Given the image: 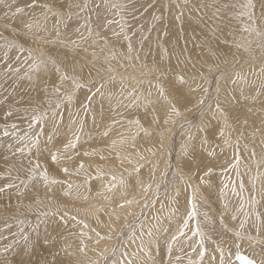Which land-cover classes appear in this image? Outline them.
I'll use <instances>...</instances> for the list:
<instances>
[{
  "label": "rangeland",
  "instance_id": "1",
  "mask_svg": "<svg viewBox=\"0 0 264 264\" xmlns=\"http://www.w3.org/2000/svg\"><path fill=\"white\" fill-rule=\"evenodd\" d=\"M78 2L83 3V0H35V7H33L34 0H4L0 4V32L8 39H12L13 33L5 28V25L19 29L23 23L43 11L41 5L48 4L54 11L59 10L64 16L66 26L61 25L62 37L77 38L75 29L83 23L86 16L93 30L99 31L101 36H107L109 40V45L104 51H101L103 40L95 46L89 40L73 53L56 45L38 43L35 37L18 38V42L23 44L25 49L33 50L34 56H39L40 50L46 54H56L58 59L64 61L68 74L75 75L87 85L75 93L71 104L64 100L59 109H54L58 114L57 122L62 120V123L60 133L55 136L53 144L62 147L60 141L67 142V137L70 135L68 131L70 120L75 119V114L80 112L85 128L78 146L79 155L73 161L65 160L62 163L63 166L72 169L83 162L89 173V183L84 184L83 175L66 176L59 171V165L51 164L50 158L47 161L44 159V156L48 155L46 152L39 157L40 163L45 167L50 166V173L61 181L50 190L46 189L42 182L36 188H26L20 185L19 180H15L18 188H7L5 186L10 180L0 179V187H5V191L0 192V248L13 245V248L0 259L6 257L10 264H20V261L23 264H45V261L51 262L53 259L55 264H92L93 261L111 264L113 259H118L125 261L126 264V259H134L133 253H138L139 256L141 255V260H148V264H152V261H155V264H170L169 241L173 234L177 233L178 226H182V219L187 218L186 212L191 210L188 200L193 195L192 189L185 190L179 176H175L180 165L181 144L185 141L186 134L190 132L194 137L191 141L193 160L201 167L204 162H211L214 166V180L211 188L199 184L198 180L194 181L198 185L194 201L197 214L193 220L189 221L191 231L186 229V235L179 237V240L173 244L171 264H188L191 258L199 259L200 237L192 236V231L196 230L197 225L204 234L206 255L203 264H220L221 253L217 250L218 248L223 249L224 264H238L235 260L237 253L249 256L257 264H264V244L250 243L246 239L237 241L232 231L224 230V225H227L229 229L239 230L238 225L244 219L243 214H238L235 220H232L231 216L241 200V195L246 201L253 196L259 199L260 204L257 205V210L264 213V198L259 196L261 188H264V153L260 154L264 149L262 137L264 136V0H251L253 8L246 7L248 0H111L112 3L125 5L120 14L132 38L134 52L131 59L128 58L127 41L112 35L111 29L119 31V26L112 25L106 32L102 27L105 19L113 18L115 10L106 8L105 0H89L88 10L76 16L75 13L79 10L74 5ZM17 7L23 8L24 12L13 16L12 12ZM245 12H250L251 16L241 15ZM69 14H72L71 19H68ZM178 15H180L179 21L176 19ZM154 17H159V20ZM116 18L119 19V17ZM56 19L50 16L49 28L56 23ZM245 27L249 31H243ZM39 35L44 34L39 33ZM54 37L55 31L50 38ZM237 44L240 47H236ZM85 48L87 51H84ZM110 49H115V59H110ZM165 49L167 54L164 52ZM0 51L3 50L0 49ZM93 51L96 52L95 58L91 54ZM137 54L139 59L136 58ZM27 55V51L18 53L13 49L9 53L7 63L13 66L19 65L23 74L27 70V65L22 62ZM16 56H19V61L15 59ZM73 65H76L75 73L72 72ZM6 67V62L0 59V174L6 176L11 168L13 178L19 176L20 179L26 180L27 172L24 169L28 167L29 159H37V153L35 149L31 153L26 151L23 155L16 152L15 149L23 147L24 144L18 143L11 133L15 131L19 135H24L29 131L28 114L25 113V108L29 109V114L33 107L44 112L49 108L46 101L57 99L51 91L56 77L45 76L43 80H40L35 78L34 74L32 81L18 79L12 74L3 77L2 69ZM109 68L111 71L108 70ZM177 74L183 75L187 84L177 85L175 83ZM237 74L240 78H237ZM100 83H106L103 89L104 95H97L91 101L90 110L85 116L81 103L87 102L85 96L95 92ZM157 85L163 86L165 96L160 95ZM44 88L48 89L47 93L43 91ZM71 90L72 84L69 81L64 91ZM130 91H134L137 96L142 95L144 101H150V103L146 107L144 103L133 108L126 107L128 100L125 97ZM109 96L112 97L111 101L108 99ZM202 98L205 102L201 106L199 101ZM118 100L120 106L114 112L112 107L117 105ZM217 103L227 114V122L231 127L226 129V135L228 132L231 133L233 147H223L220 137L217 136L213 141L211 136L212 131L222 127V118L216 112ZM172 105L179 109L180 116L175 118L174 123L165 124L164 119ZM9 109L13 111L12 116H7ZM213 113L217 118H214ZM48 115L50 118L44 125L45 135L40 138L41 149L52 147L46 143L47 136L53 129L52 112L49 111ZM93 116H95V122H93ZM133 116L140 119L143 126L150 130L151 135L145 137L141 132L136 137L134 147L118 145L116 151L121 152L122 155L131 154L133 157L136 151L145 154L149 162L141 168L139 177L134 172L130 176L129 171L133 165L116 160V151L110 148L111 140L117 138L119 132L131 135L128 132L127 123L123 126L116 125L109 137L100 135L105 126L111 122V118L126 121ZM154 116L159 117L158 123L153 122ZM13 123H17L16 129L11 128ZM6 127L10 132L8 137L3 136V130ZM39 127L31 131L35 132ZM201 127L204 128V132L199 131ZM205 133H208L210 142L208 146L214 145L213 148L217 153L215 158H208V160H204L207 153L200 147L201 138ZM256 138L258 143L255 141ZM255 142L257 144H254ZM237 143L239 148L234 153ZM222 147L223 150H221ZM148 148L153 149L154 156L146 152ZM86 150L89 152L95 150L97 154L86 157L83 155ZM234 155H239L240 158L239 176L235 170L229 168V165L234 163ZM101 156L104 159H101ZM254 157L255 159L258 157L256 161ZM248 160L251 162L250 165L249 162L247 163ZM97 166L104 168L105 173L122 175L129 185H135L136 178L145 184L151 183L153 190L159 185V198L157 199L150 191L147 198L152 203L145 208L143 207L144 193L138 189L139 186L137 185L135 189L130 188L132 191L135 190L133 192L128 189L127 198L135 196L141 201L139 206H133L132 214L129 215L127 210L117 208V201L121 200L120 192L123 191L119 186L115 193L105 191L103 195H97L98 192L103 191L104 185L111 178L105 175L103 179H96ZM193 171L196 172L195 169ZM199 174L197 172V175ZM246 175L251 177L247 179ZM255 178L257 181L254 180ZM69 182L82 186L73 187L65 195ZM222 182L229 184V189L224 190L223 194H221ZM241 182L244 185L242 194L239 188ZM232 183L236 184L238 194H233L231 191ZM175 184L180 189L179 196L174 195L177 188ZM18 189L25 195H19ZM85 196L87 200L84 199ZM106 196L111 203L109 199H105ZM37 198L44 201V205L38 209L35 206ZM49 202L53 209L59 207L62 211L55 217H49L47 224L40 223L44 218L39 216V212L48 211ZM225 203L229 205L227 212L224 210ZM29 204L33 205L32 211L27 208ZM161 205H164V211H161ZM114 208H116L115 215ZM63 211H67L69 216L63 217ZM245 211H251L247 203ZM174 212L176 214L173 216ZM120 214L123 216L121 217ZM116 215L119 216L118 220ZM72 216L76 219H71ZM156 216L160 217L159 223L154 219ZM137 217H140L139 221L145 223V233L148 224L155 226L154 231L159 229L146 249L150 253V258L145 257L135 246L139 244V239L135 243H129L132 230H135L138 238L140 235ZM21 219L25 221L23 225L19 223ZM221 219L224 221L223 225ZM253 219V217L249 218L244 230L245 235L256 236ZM37 224L40 225V240L34 248L30 247L26 251L22 236L28 235L30 240L36 241L37 234L33 229ZM84 224L88 227L85 228ZM21 228L23 233L16 235ZM81 232L86 235L81 237ZM97 232L100 234L99 237L96 235ZM261 235L264 238V230ZM82 238L86 245L83 252L79 250ZM45 239L50 243L46 244ZM147 239L145 235V240ZM114 247L117 249L115 256L111 254ZM194 248L196 251H193ZM105 249L108 250L107 253ZM102 253L107 256L106 261L101 259ZM177 257L180 259L178 260Z\"/></svg>",
  "mask_w": 264,
  "mask_h": 264
},
{
  "label": "snow or ice",
  "instance_id": "2",
  "mask_svg": "<svg viewBox=\"0 0 264 264\" xmlns=\"http://www.w3.org/2000/svg\"><path fill=\"white\" fill-rule=\"evenodd\" d=\"M4 0H0V4H2ZM79 11L75 13L76 16H79L80 13L86 12L89 8V0H83V3H76L74 5ZM11 8V6H8ZM33 7H35V0L33 3ZM99 7V5H97ZM105 7L110 9V10H115V13L113 15L112 19H105L103 21V29L108 31L112 25H118L119 26V31L115 30L114 28L111 29L113 37L120 38L122 37L125 41H127V53H128V58H132V53L134 52L133 46H132V38L127 32V25L126 22L124 21V18L121 16V11L125 7L123 4H116L112 3L111 0H105ZM226 7V5H225ZM248 8H253L254 5L251 3V0H248V4L246 5ZM41 8L43 9L42 12H40L38 15L33 16L29 21L23 23V26L19 29L16 28H11L9 25H5V28H8L12 33V39H8L3 36V33L0 32V49L3 51H0V59H3L7 67L2 69V76L7 77L9 74L15 75L18 79H27L29 81H32L34 79V74L35 78L43 80L45 76H55L56 80L52 84V95L56 96L57 99L55 101L52 100H47L46 102L49 105V108L45 110L44 112H41L39 108L33 107L31 109V112L29 114V109L25 108L24 111L27 115L28 119V132L24 135H19L15 131L11 133V135L16 139L18 143H23V147H18L15 149L16 152L20 153L23 155L26 151L28 153H31L33 149H35L37 153V159L28 160V167L24 169V171L27 172V178L25 179H20L19 176H16L15 178L12 177V171L13 169H9L7 172V175L5 177L4 174H0V179L2 178H8L10 182L5 186L7 188H14L17 187V184L15 183V180H19L20 185H24L26 188H36L37 185H39L41 182L43 186L46 189H51L55 185L60 184L61 181L56 178V176L52 175L49 171V167L43 166L40 161L39 157L43 156L44 153L46 152L48 155L44 156V159L47 161L49 158L51 160V164L54 165H59V171L63 172L66 176H71V175H83L84 176V184L89 183V173L87 172L85 165L83 162H80L78 166H75L74 168L70 169L67 166H63V161H73L74 158L79 155L78 151V146L80 145V140L84 132L85 128V123L81 119V113L78 112L75 114V119L70 120V125H69V133L70 135L67 137V142H64L63 140L60 141L61 146H57L53 144L54 138L57 134L60 133V124L62 123V120L57 122V112L54 109H59L61 107V104L64 100H66L69 104L73 102L74 95L77 91H79L82 88L87 87L86 84L82 83L75 75H69L68 71L66 70V65L62 59H58L56 54H46L43 50H40L39 56H34L33 50L31 48L25 49L24 45L18 42V38L23 36L25 39L35 37L36 41L38 43H46V44H51V45H56L61 48H65L69 50L70 52L75 53L77 49L83 47V45L87 44L89 40L92 41V45L95 46L98 44L101 40H103V46L101 47V51H104L106 47L109 45V40L107 36H101V33L99 31H94L91 23L89 22L88 17H84L83 23H81L76 29L75 33L78 34L77 38L73 39L71 37L64 38L62 37L61 34V25H65V20L63 14L59 10H53V8L48 5V4H43L41 5ZM24 12V9L21 7L15 8V11L12 12L13 16H16L18 14H21ZM182 15V13L180 14ZM180 15L176 17L177 21L180 20ZM241 15H249L251 16L250 12H245L241 13ZM51 17H56V23L51 26V28L48 27V22ZM116 17H119L117 19ZM72 18V14H69L68 19ZM154 19L159 20V17H154ZM243 31H249L247 27L242 29ZM255 29H253L254 31ZM55 31V37L50 38L52 32ZM39 33H43L44 35H39ZM165 35H167V32H165ZM147 37H145L146 39ZM236 47H240L239 44L235 45ZM15 49L18 53H24L27 51L28 55L25 57L24 61L22 64L27 65V70L21 74V67L19 65L13 66L12 64H8L7 62L9 61V53ZM84 51H87V48L84 49ZM165 54H167V50H164ZM92 56L95 58L96 57V52L93 51ZM121 55H124L121 53ZM116 58V51L115 49H110V59H115ZM137 59H139V56L137 54ZM15 59L19 61V56H16ZM111 71V68L108 69ZM76 71V65L72 66V72L75 73ZM237 78H240L239 75L237 74ZM114 79V77H113ZM71 81L72 84V90L70 92L64 91L66 88L67 83ZM235 82V81H233ZM175 83L177 85H183L186 83L183 75L177 74L176 75V81ZM157 90L160 93V95L163 97L165 96V90L163 86L157 85ZM104 84L100 83L98 87H96L95 92H92L91 95H86L85 96V102L81 103V107L84 110L83 115H87L89 110H90V104L91 101L97 96H103L104 92ZM43 91L46 93L48 92L47 88H44ZM121 92L123 93V88L121 89ZM128 100V104L126 107H136L137 105L144 103L145 107L147 106L150 101H144L143 96H137L134 91H130L126 94L125 97ZM108 99L111 101L112 97L109 96ZM205 102V99L202 98L199 101V104L202 106ZM120 106V101H117V105L112 107V110L115 112L116 108ZM49 111L52 112L51 119L53 121V129L50 134L47 136V141L46 143L49 145H52V147H45L41 149V137L45 135L44 132V125L45 121H47L50 117L48 115ZM216 112L219 113V117L221 119L222 127L219 129L212 131L211 136L213 138V141L215 138L218 136L222 139V144L223 147H233V142L231 140V133L228 132L226 135V129L230 128L231 125L227 122V114L224 112L223 108L220 106L219 103L216 105ZM13 111L9 109L7 112V116H12ZM180 116V111L179 109L175 106L172 105L170 107V110L168 112V115L164 119V123H174L175 118H178ZM214 118H217L214 116ZM111 122L108 123L105 126L104 131L100 134L102 137H109L110 133L114 130L116 125L123 126L125 123L128 125V132L131 133L129 135L126 132H119L118 137L115 139H112L110 142V148L112 151H116L117 146L124 147L125 145L134 147L135 146V140L136 137L140 135L141 132H143V135L145 137L150 136L151 132L148 128H145L143 124L141 123L139 118H135L134 116L132 118H128L126 121L125 120H119L116 119L115 117L110 119ZM93 122H95V116H93ZM154 123L159 122V117L153 118ZM37 126H40L37 131L33 132L31 131L34 128H37ZM17 125L13 123L11 125L12 129H16ZM132 129H135V131H132ZM199 131L204 132V128L201 127ZM10 135V132L8 128L6 127L3 130V136L8 137ZM194 139L193 135L189 132L186 134V139L184 142L181 144L180 148V153H179V160H180V165L177 168V172L175 173V176H179L180 178V183L184 185L185 190L188 188L192 189L193 195L191 199L188 200V203L191 205V210L186 212V219H183L182 221V226H178L177 228V233L173 234L171 240L169 241L168 244V255H169V260L171 264V254L173 251V244L179 240V237L185 236L186 235V229L191 231L189 229V221L193 220L196 216V204H195V199H196V192H197V187L194 183V181L198 180L199 184L201 185H206L208 188H211L213 186V180H214V166L212 165L211 162L204 163L203 166L201 167L199 163L194 162L193 157H192V145L191 141ZM209 138H208V133H205L202 138H201V147L202 151L207 153V156H205V159L208 160V158H215L217 153L215 151V148L209 147ZM223 147L221 150H223ZM239 145L238 143L234 147V153L238 150ZM9 149L11 150V145H9ZM146 152L149 153L151 156L155 155V152L153 151L152 148L146 149ZM97 152L95 150L89 152V151H84L83 155L84 156H94L96 155ZM254 155V153H253ZM101 159H104L103 156H101ZM116 159L120 160L122 163L127 162L129 165H133V168L131 171H129V175L131 176L132 173H136L137 177H139L140 170L145 166L146 163L149 162L145 154L136 151L135 152V157H133L131 154H121V152L116 151ZM234 163H231L229 165V168L232 170L236 171L237 176H239V165H240V158L239 155H234L233 156ZM186 166V171H184ZM155 168V166H154ZM153 168V172H154ZM193 169L196 170V172L193 171ZM197 172L200 173L197 175ZM105 175H109L111 178L107 182L106 185H104L103 191L98 192L97 195H103L104 192L108 193H115L117 191V187L119 186L120 189H123V191L120 192L121 200L117 201V208L119 209H127L129 215L132 214L131 209L133 206H139L141 204V201L138 200L135 196L132 198H127V190L132 188L135 189L136 186L138 185L140 188V191L144 193V205L143 207H148L149 204L152 203L151 200H148L147 194L151 191L152 194L158 199L159 198V185L156 186V188L153 190L152 184L147 183L144 184L139 178L136 180L135 185H129L127 181L124 179V177L117 176L115 173H105L102 168L97 166V171L95 174L96 179H103ZM223 188L221 190V194H223L224 190L229 189V184L224 183ZM82 185H73V183L69 182L68 183V190L65 191V195L68 194V191L73 189V187L79 188ZM5 187H0V192L5 191ZM240 188V193L242 194L244 191V185L241 182L239 185ZM253 188H255V184H253ZM231 191L233 194H238L236 192V184L232 183L231 184ZM18 194L19 195H25V193H20L18 189ZM176 196L180 195V189L179 187L176 188L175 192ZM259 196L261 198H264V188H261L259 192ZM85 200H87V197H84ZM105 199H109V197H105ZM170 199H172L170 197ZM109 202L111 203V200L109 199ZM173 203L175 201L173 200ZM249 204L251 211H245V204ZM260 204V200L257 199L255 196L250 197L247 201L244 200L243 196L241 195V200L239 204L235 207L234 212L232 213L231 219L235 220L237 218L238 214H243L244 219L240 221L238 228L239 230L235 229H229L227 225H224V230L225 231H232L233 235L236 237L237 241L241 240H248L250 243H259V244H264V238H262L261 232L264 230V213H261L257 210V205ZM44 205V201L37 198L35 200V206L38 209L39 207ZM49 209L48 211H43L39 212V216L43 217L44 219L40 221V223L47 224L48 218L49 217H55L61 213V209L59 207H56L53 209L51 207V202H49ZM154 206V205H153ZM27 208L29 211L33 210V205L29 204L27 205ZM102 210V209H101ZM143 210V209H141ZM224 210L227 212L229 210V205L225 203L224 205ZM161 211H164V205H161ZM178 211V209H177ZM94 214V213H93ZM113 214H116V208L113 209ZM176 213H172L174 216ZM63 217H68L69 213L67 211H63L62 213ZM250 217H253V227L256 230V236H252L250 234L245 235L244 230L246 228V225L248 223V220ZM171 218V217H170ZM71 219L75 220L76 217L72 216ZM117 219H119V216L117 215ZM154 219L159 223L160 217L156 216ZM19 223L23 225L25 223L24 220H20ZM137 223L140 228V235L139 238L136 235L135 230H132L129 235V242L135 243L137 239H139V244L138 248L139 251L144 254L145 257L150 258V253L146 250L148 245L152 243V240L155 237V231L154 225L148 224L147 225V231L145 233L144 229L146 227L144 222L139 221V217H137ZM221 224H224L223 219H221ZM39 227L40 225L37 224V226L33 229V231L36 232V241L30 240L28 235H23L22 240L24 243L25 250H29V248H34L36 244L39 242ZM84 227L87 228L88 225L84 224ZM159 229H156L158 231ZM95 231V230H93ZM23 233V228L20 229V232H18L16 235H21ZM86 234L84 232L80 233L81 237H84ZM96 235L99 237L100 234L97 232ZM145 235L148 237L147 240H145ZM192 236L193 237H200V242H199V252H198V260H188V264H203L204 257L206 255V249L204 247V234L200 231L199 225H197V228L195 231H192ZM88 239H91V237H88ZM102 239V237H101ZM44 242L50 243L47 239L44 240ZM18 243V242H17ZM80 245L81 247L79 250L81 252L84 251L86 245L84 239H80ZM239 246V245H237ZM13 248V245H7L4 248H0V257H4L5 253L9 252ZM65 251L67 250L66 248L64 249ZM221 253V260L220 264H224L223 261V249H217ZM107 249H105V253H107ZM193 251H196L194 248ZM117 252V249H112V255L115 256ZM134 259H126V264H148V260H141L140 256L138 253H133ZM101 259L106 261L107 256L105 254H101ZM179 260L180 258L177 257ZM242 264H254V261L248 259V258H243L240 257ZM0 264H10V262L7 260V258H2L0 259ZM20 264H23L22 261H20ZM45 264H55V259L53 261H45ZM92 264H100L99 261H93ZM111 264H125V261L118 260V259H113ZM152 264H155V261H152Z\"/></svg>",
  "mask_w": 264,
  "mask_h": 264
},
{
  "label": "bare ground",
  "instance_id": "3",
  "mask_svg": "<svg viewBox=\"0 0 264 264\" xmlns=\"http://www.w3.org/2000/svg\"><path fill=\"white\" fill-rule=\"evenodd\" d=\"M261 48H262V47H261ZM263 50H264V49H263ZM172 53H173V50H172ZM162 57H164V56L162 55ZM166 58H167V57H166ZM260 67H261V66H260ZM185 72H186V70H185ZM260 72H261V71H260ZM185 74H186V73H185ZM0 75H1V74H0ZM180 75H181V74H180ZM226 75H227V74H225V76H226ZM225 76H224V77H225ZM226 77H227V76H226ZM231 80H232V79H231ZM169 82H170V81H169ZM256 82H257V81H256ZM104 84H106V83H104ZM185 84H187V83H185ZM167 85H168V84H167ZM174 85H175V84H174ZM186 86H187V85H186ZM175 87H176V86H175ZM175 87H174V88H175ZM184 87H185V86H184ZM188 87H189V86H188ZM176 89H177V88H176ZM253 89H254V88H253ZM17 90H18V89H17ZM187 90H188V89H187ZM219 90H220V89H219ZM8 91H9V90H8ZM245 91H246V90H245ZM177 92H178V91H177ZM180 92H181V91H180ZM236 92H237V91H236ZM251 93H252V92H251ZM176 94H177V93H176ZM13 100H14V99H13ZM33 103H34V102H33ZM186 104H187V103H186ZM194 106H195V105H194ZM238 107H239V106H238ZM230 110H231V109H230ZM233 110L236 112L235 109H233ZM234 111H233V112H234ZM207 113H208V112H207ZM242 113H243V111H242ZM208 114H209V113H208ZM235 114H236V113H235ZM205 115H207V114H205ZM213 115H214V113H213ZM242 115H243V114H242ZM247 115H248V114H247ZM210 116H212V114H211ZM214 116H215V115H214ZM49 117H50V116H49ZM247 117H248V116H246V118H247ZM202 119H203V118H202ZM214 120H215V119H214ZM217 122H218V121H217ZM16 124H17V123H16ZM213 125H215V124H213ZM23 126H24V125H23ZM195 130H196V129H195ZM207 130H208V129H207ZM210 130H211V129H210ZM27 131H28V130H27ZM197 131H198V130H197ZM194 133H195V132H194ZM192 135H193V134H192ZM195 135H196V134H195ZM262 137L264 138V136H262ZM258 138H259V137H258ZM197 139H198V137H197ZM261 139H262V138H261ZM261 139H260V140H261ZM254 140H255V139H254ZM255 141H257V138H256ZM263 141H264V140H263ZM14 142H15V141H14ZM252 142H254V141H252ZM196 143H197V142H196ZM216 143H217V142H216ZM257 143H258V141H257ZM257 143L255 142L254 144H257ZM199 144H200V143H199ZM18 145H19V144H18ZM21 145H22V144H21ZM196 145H197V144H196ZM263 145H264V144H263ZM198 146H199V145H198ZM200 147H201V146H200ZM212 147H214V145H213ZM250 148H251V147H250ZM175 150H176V149H175ZM261 150H262V149H261ZM263 150H264V149H263ZM263 150L261 151L260 154H262V152L264 153ZM192 152H193V150H192ZM192 154H193V153H192ZM252 154H253V153H252ZM202 155H204V154H202ZM259 156H260V155H259ZM261 156H263V155H261ZM257 158H258V157H257ZM257 158H256V159H257ZM114 159H115V158H114ZM254 159H255V157H254ZM256 159H255L254 161H256ZM263 159H264V158H263ZM116 160H117V159H116ZM116 160H115V161H116ZM204 160H205V158H204ZM259 160H260V159H259ZM111 161H112V160H111ZM242 162H243V161H242ZM248 162H249V165H250L251 162H250L249 160L247 161V163H248ZM260 162H261V161H260ZM115 163H116V162H115ZM117 163H118V162H117ZM204 163H205V162H204ZM204 163H203V164H204ZM256 163H257V162H256ZM263 163H264V162H263ZM12 164H13V163H12ZM108 164H109V163H108ZM108 164H107V165H108ZM110 164H111V163H110ZM110 164H109V165H110ZM257 164H258V163H257ZM257 164H256V165H257ZM121 165H123V164H121ZM214 165H215V164H214ZM218 165H219V164H218ZM221 165H222V164H221ZM221 165H220V166H221ZM245 165H246V164H245ZM245 165H244V166H245ZM111 166H113V165L111 164ZM118 166H120V165H118ZM118 166H114V167H115V168H116V167L119 168ZM215 166H216V165H215ZM252 166H253V163H252ZM106 167H107V166H106ZM114 167H113V168H114ZM217 167H219V166H217ZM2 168H3V167H2ZM223 168H224V167H223ZM21 169H22V168H21ZM103 169H104V168H103ZM122 169H124V168H122ZM7 170H8V169H7ZM105 170H106V169H105ZM107 170H108V167H107ZM109 170H110V168H109ZM193 170H194V169H193ZM222 170H223V169H222ZM247 170H248V169H247ZM249 170H250V169H249ZM110 171H111V170H110ZM120 171H121V170H120ZM122 171H123V170H122ZM5 172H6V171H5ZM235 172H236V171H235ZM249 172H250V171H249ZM247 173H248V172H247ZM252 173H253V172H251V174H252ZM12 174H13V173H12ZM245 174H246V173H245ZM249 175H250V174H249ZM253 175H254V174H253ZM5 177H6V176H5ZM244 177H245V175H244ZM246 177H247V175H246ZM249 177H251V176H248L247 179H248ZM136 179H137V178H136ZM257 179H258V177H257ZM6 180H7V179H6ZM129 180H130V179H129ZM254 180H256V178H255ZM256 181H257V180H256ZM168 182H169V181H168ZM236 182H237V181H236ZM105 183H106V182H105ZM127 183H128V182H127ZM176 183H177V182H176ZM144 184H145V183H144ZM175 185H176V187H177V184H175ZM171 187H172V186H171ZM173 187H174V186H173ZM173 187H172V188H173ZM172 188H171V189H172ZM200 188H201V187H200ZM138 189H140V188L138 187ZM184 189H185V188H184ZM129 190H130V189H129ZM129 190H128V191H129ZM174 190H175V188H174ZM174 190H173V191H174ZM121 191H122V190H121ZM130 191H132V189H131ZM133 191H135V190H133ZM133 191H132V192H133ZM168 191H169V189H168ZM188 191H189V190H188ZM202 192H203V191H202ZM202 192H201V193H202ZM134 193H135V192H134ZM166 193H167V192H166ZM174 193H175V192H174ZM174 193H173V194H174ZM182 193H183V192H182ZM173 194H172V197H174ZM133 195H134V194H133ZM136 195H137V194H136ZM164 195H165V194H164ZM174 195H175V194H174ZM137 196H138V195H137ZM182 196H183V194H182ZM202 196H203V195H202ZM165 198H166V197H165ZM243 198H244V197H243ZM167 199H168V198H167ZM163 201H164V199H163ZM181 202H182V201H181ZM156 205H157V204H156ZM156 205H155V206H156ZM167 205H168V203H167ZM150 207H151V206H150ZM165 207H166V205H165ZM172 207H173V206H172ZM181 209H182V208H181ZM125 210H127V209H125ZM151 210H152V209H151ZM166 210H167V209H166ZM127 211H128V210H127ZM123 213H124V212H123ZM151 213H152V212H151ZM147 214H148V213H147ZM120 215H121V214H120ZM160 215H161V214H160ZM116 216H117V215H116ZM122 216H123V215H121V217H122ZM134 216H135V215H134ZM180 216H181V215H180ZM152 217H153V216H152ZM139 218H140V217H139ZM120 219H121V218H120ZM146 219H147V218H146ZM151 219H152V218H151ZM167 219H168V218H167ZM181 219H182V218H181ZM117 220H118V219H117ZM165 220H166V219H165ZM182 220H183V219H182ZM151 221H152V220H151ZM151 221H150V222H151ZM101 222H102V221H101ZM145 222H146V221H145ZM163 223H164V222H163ZM105 224H106V223H105ZM96 225H97V224H96ZM103 225H104V224H103ZM165 225H166V224H165ZM94 226H95V225H94ZM100 226H101V225H100ZM171 227H172V226H171ZM103 228H105V227H103ZM110 228H111V227H110ZM112 228H114V227H112ZM138 228H139V227H138ZM137 230H138V229H137ZM100 231H101V230H100ZM111 231H113V229H112ZM115 231H116V230H115ZM119 231H120V230H119ZM174 231H175V230H174ZM101 232H102V231H101ZM108 232H109V231H108ZM155 232H156V231H155ZM113 233H115V232H113ZM138 235H139V234H138ZM101 236H102V235H101ZM157 236H158V235H157ZM111 237H112V236H111ZM113 238H114V237H113ZM120 238H121V237H120ZM158 238H159V237H158ZM262 238H263V237H262ZM109 240H110V239H109ZM159 240H160V239H159ZM106 241H107V240H106ZM103 243H104V242H103ZM103 243H102V244H103ZM107 243H108V242H107ZM129 243H130V242H129ZM261 245H262V244H261ZM135 246H138V245H135ZM114 248H115V247H114ZM41 255H42V254H41ZM140 256H141V255H140ZM223 256H224V255H223ZM128 257H129V256H128ZM89 259H90V258H89ZM191 259H192V258H191Z\"/></svg>",
  "mask_w": 264,
  "mask_h": 264
},
{
  "label": "water",
  "instance_id": "4",
  "mask_svg": "<svg viewBox=\"0 0 264 264\" xmlns=\"http://www.w3.org/2000/svg\"><path fill=\"white\" fill-rule=\"evenodd\" d=\"M240 257L248 258V259L254 261L252 258H250L249 256H247V255H245V254H243V253H237V254L235 255V260H236V262H237L238 264H242V261H241ZM254 264H257L256 261H254Z\"/></svg>",
  "mask_w": 264,
  "mask_h": 264
}]
</instances>
